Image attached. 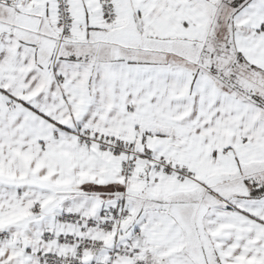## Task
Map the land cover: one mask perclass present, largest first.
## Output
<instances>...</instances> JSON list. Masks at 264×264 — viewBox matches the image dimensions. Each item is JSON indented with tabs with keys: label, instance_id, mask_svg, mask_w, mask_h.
Here are the masks:
<instances>
[{
	"label": "snow or ice",
	"instance_id": "6c2138e0",
	"mask_svg": "<svg viewBox=\"0 0 264 264\" xmlns=\"http://www.w3.org/2000/svg\"><path fill=\"white\" fill-rule=\"evenodd\" d=\"M0 264H264V0H0Z\"/></svg>",
	"mask_w": 264,
	"mask_h": 264
}]
</instances>
